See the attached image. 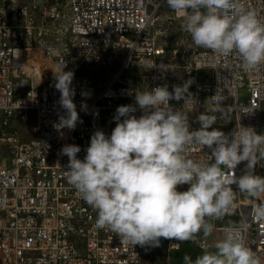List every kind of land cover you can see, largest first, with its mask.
<instances>
[{"label": "built area", "instance_id": "2783aa9c", "mask_svg": "<svg viewBox=\"0 0 264 264\" xmlns=\"http://www.w3.org/2000/svg\"><path fill=\"white\" fill-rule=\"evenodd\" d=\"M67 4L69 42L59 22L48 23L60 20L49 0H0V147L9 149L11 156L8 161L0 160V264H144L142 246L123 244L109 229L96 227V211L67 182L68 157L60 150L64 145H78L77 158L83 160L96 130L109 136L105 111L116 110L133 97L128 72L149 69L162 73L169 28L156 21L166 3L67 0ZM245 4L264 16V0H245ZM110 53H120L122 61L107 84L78 74L83 63L105 64ZM65 63L64 71L74 72L73 102L79 114L75 130L55 127L59 117L66 115L54 78ZM188 80L197 101L190 105L193 110L205 102L213 107L210 98L219 91L226 97L224 102L230 103L233 130L241 125L264 134V66L245 70L237 55L223 57L201 48L183 67V83ZM244 85L250 98L239 102L238 90ZM21 126L28 127L30 140L21 141ZM190 152L193 159L213 163L206 146L193 145ZM246 164L236 167L237 177L244 174ZM255 174L264 177V161L256 166ZM189 187L179 185L177 190ZM231 187L239 191L237 185ZM259 203H264V196L254 199L237 193L233 213L224 218L230 225L247 220L246 246L264 264V220L251 214ZM190 242L200 250L209 248L202 234ZM183 244L169 240L170 253Z\"/></svg>", "mask_w": 264, "mask_h": 264}, {"label": "clouds", "instance_id": "9594fccd", "mask_svg": "<svg viewBox=\"0 0 264 264\" xmlns=\"http://www.w3.org/2000/svg\"><path fill=\"white\" fill-rule=\"evenodd\" d=\"M165 3L183 20L181 27L195 46L223 57L235 54L245 70L264 66V16L245 0ZM66 66L54 75L59 104L66 111L55 127L75 130L79 114L73 102L74 72L64 71ZM191 83L173 85L172 91L164 84L135 92V104L117 107L110 136L94 132L83 160L77 158L78 145L60 150L68 157L67 182L96 211V227L109 229L123 244L159 247L160 238L195 242L201 234L206 239L215 230L213 221L233 213L237 193L264 196V177L255 174L264 161V134L241 125L225 134L213 127L216 116L203 112L196 117L200 127L192 129L187 112L169 104L183 100L182 106L193 110ZM225 100L217 91L208 112L223 113ZM137 106L143 113L139 118L134 115ZM193 145L210 149L207 157L213 163L191 158ZM244 161L245 172L237 177L234 170ZM184 184L190 187L178 191ZM251 214L264 220V203L254 206ZM249 227L247 220L226 227L215 251L205 248L195 261L185 255L184 264H261L245 243Z\"/></svg>", "mask_w": 264, "mask_h": 264}, {"label": "rangeland", "instance_id": "374dc122", "mask_svg": "<svg viewBox=\"0 0 264 264\" xmlns=\"http://www.w3.org/2000/svg\"><path fill=\"white\" fill-rule=\"evenodd\" d=\"M25 3L30 0H23ZM49 6L57 8V12L60 15L59 21L49 20L50 25H55L59 22L64 30L66 40L69 42L70 35L65 32L69 25V8L67 0H49ZM37 18L39 21L43 19L41 16V10H36ZM156 24H163L169 28V36L167 38V52L162 73H157L156 70L149 69H137L128 72L127 78L131 79L134 84V91H149L151 88L156 86H163L167 84L169 91H172L173 85L183 84V67L191 61L193 54L196 50L201 49L195 46L192 42L191 36L183 30L181 25L183 20L181 18L175 17L174 12L166 6L158 13ZM122 61V55L120 53H110L107 57L105 64H100L97 66L92 65L89 62H85L77 70L79 75L90 77L96 84L104 85L112 80L118 73L120 64ZM250 98V93L247 86H242L238 90V100L239 102H246ZM123 105L135 104V93L130 100H125ZM169 104L180 111H186L189 117V123L192 129H198L200 127L199 123L196 122V117L200 113H206L216 116V123L213 127L223 131L230 132L234 128V120L232 109L229 102H224L223 113L220 112H208L211 108L204 103L201 107L187 111L182 106L181 101L171 100ZM116 110L105 111L104 113V124L109 129V136L112 130L116 126V122L113 120ZM142 111L137 106V111L134 115L139 118L142 115ZM123 119V118H121ZM27 126H21V141L25 142L31 139V134L27 131ZM211 130V129H210ZM11 156L9 155V149L6 147H0V160H9ZM223 166H221L222 168ZM169 239L160 238L159 247L144 246L142 247V262L144 264H162L168 260V256L171 254L168 245Z\"/></svg>", "mask_w": 264, "mask_h": 264}, {"label": "crops", "instance_id": "0c3cea01", "mask_svg": "<svg viewBox=\"0 0 264 264\" xmlns=\"http://www.w3.org/2000/svg\"><path fill=\"white\" fill-rule=\"evenodd\" d=\"M215 225V230L211 236L207 237L210 251H215V243L224 237L223 228L230 225L231 222L228 219L223 218L222 220L213 221ZM203 254V250H200L196 246H194L190 241L184 242L181 249L179 251L171 253L168 258L171 264H184L183 257L188 255L192 258L193 261ZM142 257V256H141Z\"/></svg>", "mask_w": 264, "mask_h": 264}]
</instances>
